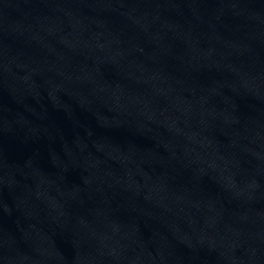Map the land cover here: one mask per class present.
I'll return each mask as SVG.
<instances>
[{
  "label": "water",
  "instance_id": "95a60500",
  "mask_svg": "<svg viewBox=\"0 0 264 264\" xmlns=\"http://www.w3.org/2000/svg\"><path fill=\"white\" fill-rule=\"evenodd\" d=\"M0 264H264V0H0Z\"/></svg>",
  "mask_w": 264,
  "mask_h": 264
}]
</instances>
